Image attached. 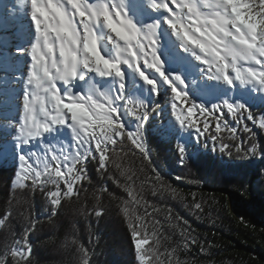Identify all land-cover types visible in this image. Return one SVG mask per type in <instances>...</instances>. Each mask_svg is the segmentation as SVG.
Here are the masks:
<instances>
[{
    "label": "trees",
    "instance_id": "1",
    "mask_svg": "<svg viewBox=\"0 0 264 264\" xmlns=\"http://www.w3.org/2000/svg\"><path fill=\"white\" fill-rule=\"evenodd\" d=\"M10 47V42H0V219H4L0 224V259L4 264L20 261L19 256H11L12 248L28 252L21 264H84L82 249L88 252L89 264H140L129 216L124 215L126 207L129 213L134 212L132 222L138 229L141 221L135 217H141L145 225L141 233L149 239L142 248L156 249L165 264H264V128L260 127L264 94L257 89L247 93L252 84L241 86L236 82L242 94L219 93L216 102L205 105L201 96L209 87L198 78L195 83L190 74L187 95L194 103L211 108L227 99L243 103L253 112V120H248L245 113L242 122L237 123L227 109L223 110L224 119L237 129L238 138L234 140L227 139L226 131L222 133L229 149L221 153L219 143L198 138L195 130L182 128L166 103L171 92H166L154 105L148 104L154 111L145 124L144 142L151 164L123 139L122 143L109 145L108 160L101 169L100 153L93 142L92 155L77 166L82 168L84 179L75 183L73 195L62 196L61 203L53 206L48 192L56 187L42 184L44 177L35 188L31 180L24 188L12 186L19 171L18 156H43L46 146L57 154L61 149L74 154L78 146L73 136L67 141L42 140L23 149L14 144L11 135L17 109L16 95L11 91V73L15 70ZM134 83L130 80L126 88L128 98ZM121 119L125 131L135 130L134 117L122 115ZM245 126L251 131L245 132ZM211 127H215V121ZM178 144L186 152L183 163ZM153 169L160 173L161 180H156ZM127 187L140 203L132 201ZM60 190H66L63 181ZM195 203H200L201 209H195ZM97 211L102 215L96 216ZM185 230L187 235H182ZM149 261L153 264V258Z\"/></svg>",
    "mask_w": 264,
    "mask_h": 264
},
{
    "label": "snow or ice",
    "instance_id": "2",
    "mask_svg": "<svg viewBox=\"0 0 264 264\" xmlns=\"http://www.w3.org/2000/svg\"><path fill=\"white\" fill-rule=\"evenodd\" d=\"M169 2L175 5L174 10L169 8ZM225 3L228 5L231 31L235 33L237 30L231 27V23L244 30L251 27L256 35L254 47L260 48L261 28L258 25L264 23V18L257 19L255 12L246 13L242 9L259 6L264 10V0H27L24 7L28 10L36 36L29 48L18 50V54L26 53L31 61L25 85L27 91L23 98L22 122L18 125V143L26 145L32 139L41 137L43 133L50 132L56 125L74 124L77 116L86 119L80 120L72 129L75 145L78 146L74 154L66 152V149H61L57 154L54 148L46 146L43 156L35 153L19 155V171L15 174L12 186L24 188L25 182L31 180L32 187L35 188L38 182H41V177H44L42 184L50 183L56 187L55 191L48 192L50 203L53 206L59 205L61 197L73 195L75 183L84 179L82 168L77 166L83 165L85 159L92 155L93 142L95 151L100 153L98 159L101 169L108 160L109 145L115 146L122 143L123 139L130 141L142 154L143 159L151 164L150 153L144 142V128L154 109L142 100H133L125 95L126 84L122 65L133 68L154 96H160L163 85L168 86L171 98L166 103L170 104L171 114L182 128L195 130L198 138L203 137L205 140L219 143L221 153L229 149V145L223 143L225 137L222 133L226 131L227 139L234 140L238 138L237 129L231 127L224 119L223 110L227 109V113L237 123L242 122L245 113L248 120H253V112L245 104L230 103L227 99L222 103L212 104L211 108L194 103L182 87L184 82L181 76L166 73L157 54L159 29L161 24H164L180 41L183 52L190 53L188 49L195 47V59L204 66L202 70L209 79L222 81L229 86H234L236 82L241 86L251 83L264 94V55L258 54L252 63L245 65L250 72H243L226 66L221 70L220 61L212 60L207 50L201 51L205 48L202 40L212 30V24L216 21V12L219 11L217 6ZM144 4L152 11L168 14L162 16L160 21L144 22L138 27L129 13L134 8L137 14L142 15ZM66 5H70L71 10ZM236 13L238 15H235ZM77 16L80 18L79 24L76 23ZM101 26L109 33L108 40L115 51L114 58H107L100 50L96 30ZM74 32L80 36L79 47L83 50L82 53H73L65 42ZM122 48L126 50L127 58L120 57ZM73 56L83 61L80 73H75L76 78L81 79L82 74L84 79L87 72L118 78L119 88L112 95L97 90L98 96L92 99L97 110L108 113L106 118L98 120L85 103L74 102L75 95L68 93L67 89V94H64L58 87V82L63 85L65 83L63 80H56V74L67 68L68 61ZM44 80L52 82L54 87L42 88ZM80 95L84 100L88 99V95ZM121 101L123 103H118ZM61 106L66 115L60 113ZM217 112L221 115L217 116ZM122 115L134 117L135 130L125 131ZM212 121H215L214 128L211 127ZM260 127L264 128V115L261 117ZM244 131L250 132L251 129L245 126ZM117 137L121 139L118 141ZM85 145L89 147H84ZM79 148H83V152H80ZM177 151L180 162L183 163L187 159L184 147L178 144ZM236 151H241L239 146ZM251 151H256L255 146ZM153 171L156 180H161L160 173L155 169ZM61 181L66 188L63 192L60 190ZM126 191L134 203H140L130 187H127ZM172 192L175 194L176 190L172 189ZM194 207L201 209V204L195 203ZM124 210L128 212L127 207ZM95 214L98 217L102 215L100 211ZM135 219L141 221L140 228L138 229L132 220L129 227L132 229L133 240L136 241V257L140 264H150L149 257L153 260L158 257L161 264H165L156 249L151 246L146 250L142 248L148 243L149 237L141 233V229L145 227L142 218ZM3 223L4 219H0V224ZM182 235H187L186 230ZM192 242L195 243V240ZM183 247L187 249L188 244L185 243ZM150 251L155 252V256L150 255ZM82 252L84 260L89 264L87 250L82 249ZM10 253L13 258L20 257L18 264L27 260L28 252L19 248L10 249Z\"/></svg>",
    "mask_w": 264,
    "mask_h": 264
},
{
    "label": "rangeland",
    "instance_id": "3",
    "mask_svg": "<svg viewBox=\"0 0 264 264\" xmlns=\"http://www.w3.org/2000/svg\"><path fill=\"white\" fill-rule=\"evenodd\" d=\"M20 1V0H18ZM89 2H95V0H89ZM21 7L20 2H16V0H0V42H10V57H11V64L15 70L14 73H11L12 76V85L11 91L16 95L15 107L17 109V115L15 120V125L12 131L11 139L15 145L19 149H23L29 146H35L42 140H52V139H62L67 141L69 138L73 136L71 128L68 124L65 125V128L59 129L57 132L51 130L48 133H43L41 137H37L32 139L26 145H20L17 140L18 136V125L22 122V111H23V98L26 94V78L28 76L29 67H30V57L25 53L19 56L18 50H24L29 48L35 40V30L34 26L31 22L32 27V34L29 37L22 38V35H15L14 32V23L12 21V14L16 13L18 9ZM68 9L71 10L70 5H66ZM70 7V8H69ZM169 8L175 9V5L169 2ZM27 9V8H26ZM206 11V9H205ZM28 13V10H27ZM168 13L162 12H155L152 11L150 8L147 7L146 4L143 5V14H137L135 9L129 13L132 16L135 23L138 24L144 22H152L153 20L160 21L161 17L167 15ZM80 18L79 16L76 17V23L79 24ZM82 31V28H81ZM160 32V41L159 47L157 49V54L160 57L163 70L168 74L173 75H180L179 69H181L182 74L180 75L183 80V89L187 93L189 91V85L187 82L188 76L192 74V79H196L195 83H197V78L204 82L207 87H209L208 91L205 95L201 96V100L205 105L210 103L216 102L219 93L229 96H236L242 94L239 92L238 87L236 85L229 86L222 81H215L208 78L205 72L202 70L204 68L203 65L200 64L199 61L195 59L191 55V53L183 52L182 48L180 47V41L172 34V32L167 28L166 25L161 24V28L159 29ZM96 34L98 37V41L102 40L105 35V30L102 27H99L96 30ZM103 36V37H102ZM102 37V38H101ZM28 38V39H27ZM27 39V41H25ZM26 43V44H25ZM99 43V42H98ZM28 46V47H25ZM99 47L101 52L107 58H114L115 52L111 49L112 45L110 44L108 38L106 41L101 44L99 43ZM184 58V61L178 63V58ZM122 70L125 77V91L126 88L129 87V81L134 80L135 86L134 91L130 94L129 98L133 100H142L149 105H154L157 100L162 99L166 92H170L167 85H163L160 90V96H154L148 86L144 83V81L139 77L138 73L128 65H122ZM91 76L92 80H87L88 77ZM87 78V79H86ZM85 81V82H84ZM88 81V82H87ZM58 87L62 93L67 94L65 90L73 87H78L83 95L87 96L92 94L90 89H94L96 92L102 91L109 95H112L115 90L119 88V81L118 78L115 76H100L95 72H87L84 75V79L81 80L78 77L70 83L69 85H63L58 82ZM256 86L252 84L250 87L247 88V93L255 92ZM81 94V93H80ZM76 95V94H72ZM67 102V101H66ZM122 102V101H121ZM120 102V103H121ZM59 125L54 126L52 129L57 128Z\"/></svg>",
    "mask_w": 264,
    "mask_h": 264
},
{
    "label": "clouds",
    "instance_id": "4",
    "mask_svg": "<svg viewBox=\"0 0 264 264\" xmlns=\"http://www.w3.org/2000/svg\"><path fill=\"white\" fill-rule=\"evenodd\" d=\"M217 7L219 11L216 12V21L212 24V30L209 31L207 36L202 40L205 48L201 51L207 50L212 60L220 61L222 65L221 70L224 66H226L234 70L250 72V69L245 68V65L252 63L258 54L264 55V23L258 25V27L261 28V47L255 48L254 43L256 41V35L253 34L252 28L249 27L247 30H244L242 27H237L235 23H231V27H235L237 29L235 33H233L228 19V5L226 3L219 4ZM242 10L246 13L255 12L257 14V19L264 18V10H262L259 6L256 8L248 7ZM235 15H238V13ZM79 41V34L74 32V34L65 42L71 48L73 53H82L83 50L79 47ZM188 51L193 57L197 56V50L195 47H190ZM220 54H222V56ZM119 55L122 58H127L126 50L122 48ZM82 63L83 61L81 59L73 56L69 59L67 68L61 69V71L56 74L55 79L63 80L65 85H69L75 80V73H80V66ZM81 80H83L82 74ZM46 86L54 87V84L50 81L44 80L42 88ZM90 92L92 94L88 95L87 100H84L83 97L77 93L75 95L74 102L79 101L85 103L98 120L106 118L108 113L97 110L95 105L92 103L93 97H97L98 93L94 89H90ZM68 93H71V88L68 89ZM60 113L62 115H66V111L62 108V106L60 108ZM82 119H86V117L77 116L74 120V124H70L68 126L72 130ZM65 122L67 123V121ZM124 215L129 216L130 223L135 214L134 212L129 213V211L125 212L124 210ZM149 254L155 256V252L150 251ZM0 264H4L2 259H0ZM84 264H87L86 259L84 260ZM153 264H161L158 257L153 260Z\"/></svg>",
    "mask_w": 264,
    "mask_h": 264
},
{
    "label": "bare ground",
    "instance_id": "5",
    "mask_svg": "<svg viewBox=\"0 0 264 264\" xmlns=\"http://www.w3.org/2000/svg\"><path fill=\"white\" fill-rule=\"evenodd\" d=\"M16 2H20L21 3V7L18 9V11L16 13H13L11 15L12 16V21L14 23V27L13 28H14L15 35L16 36L22 35L23 36L22 38L29 37V35L32 34V27H31V22L32 21H31L29 15L27 13L26 7H24V5H26V3H27V0H20V1L16 0ZM141 24L142 23H140L138 25L140 26ZM102 29L105 30V35H104V38H102L103 36L101 37L102 40L98 41L101 44H103L106 41V39L108 38V36H109V33L107 32V30L104 29L103 27H102ZM27 39H25V41H27ZM25 47H28V46H25ZM111 49L114 51L113 47ZM20 55L21 54H19V56ZM177 61H178V63L181 62V61H184V58H182V56H181L180 58H178ZM87 80H92V77L89 76ZM77 93H79V94L81 93L82 94V92L80 91V89L78 87H73L72 90H71V94H77ZM63 128H65V125H63V126L59 125L57 128H54L52 130L57 132L59 129H63Z\"/></svg>",
    "mask_w": 264,
    "mask_h": 264
}]
</instances>
